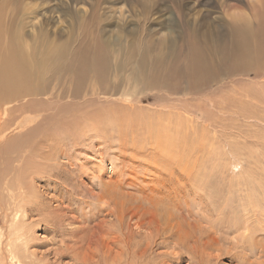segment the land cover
<instances>
[{
	"label": "rangeland",
	"instance_id": "1",
	"mask_svg": "<svg viewBox=\"0 0 264 264\" xmlns=\"http://www.w3.org/2000/svg\"><path fill=\"white\" fill-rule=\"evenodd\" d=\"M238 24L264 36V0H0V174L37 175V262L264 264V60Z\"/></svg>",
	"mask_w": 264,
	"mask_h": 264
},
{
	"label": "bare ground",
	"instance_id": "2",
	"mask_svg": "<svg viewBox=\"0 0 264 264\" xmlns=\"http://www.w3.org/2000/svg\"><path fill=\"white\" fill-rule=\"evenodd\" d=\"M235 27L237 28L234 30L236 34H239L240 39L234 55L240 52L248 61L264 60V36L259 29L260 26L255 25L246 31L240 30L243 28V24H238ZM3 33L0 31V45L5 46L7 54L10 55L14 50L13 39L8 38L9 35H6L7 33ZM239 47L241 50H238ZM256 64L258 65V63H252L251 65L254 66ZM6 74L12 78L16 76L15 70L9 67L7 61L0 58V98L7 89ZM13 131L10 130L7 122L0 121V157L2 145L6 143L8 137H10L9 134ZM9 171H12V182L5 183V189L10 188L11 191L6 192V194L0 189V205L4 206L0 212V264H40L35 260L33 253V247L37 239L35 235L36 226L27 218L26 210L22 204L26 201H32L33 203L27 207L29 211L34 203L36 204L39 192L36 185L37 175H32L29 171L23 172V167L19 169V166H16L15 170L9 168L8 171L5 170V173L0 174V187L2 180L5 179ZM38 176L41 177V174H38ZM15 193L16 200H11Z\"/></svg>",
	"mask_w": 264,
	"mask_h": 264
}]
</instances>
